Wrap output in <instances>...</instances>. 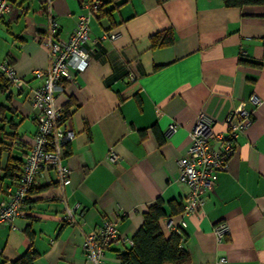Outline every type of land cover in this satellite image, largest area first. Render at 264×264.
Instances as JSON below:
<instances>
[{
    "label": "crops",
    "instance_id": "crops-1",
    "mask_svg": "<svg viewBox=\"0 0 264 264\" xmlns=\"http://www.w3.org/2000/svg\"><path fill=\"white\" fill-rule=\"evenodd\" d=\"M10 1L0 23V63L11 60L23 84L0 93V103L13 110L19 138L13 154L25 160L37 129L33 89L42 82L34 70L49 64L42 43L47 17L44 0ZM52 5L58 36L67 39L78 16L88 11L86 1L53 0ZM101 7L90 19V64L81 72L71 69L74 78L55 100L58 106H74L68 123L76 137L64 155L71 171L66 194L82 215L77 225L62 222L56 174L43 172L16 227L0 228V264L14 263L28 251L36 255L33 264H89L82 247L85 230L110 215L118 231L133 239L158 199L165 202L166 219L176 226L183 218L187 222L190 264H264V102L239 135L202 210L172 213V203L179 206L189 191L179 180V160L198 115L204 113L215 131L224 133L232 110L254 108L251 94L264 100V4L101 0ZM167 29L173 30L174 43L153 47L152 36ZM109 31L119 37H104ZM172 123L178 128L170 133ZM111 149L121 156L119 162H111ZM15 184L3 180L0 201ZM220 221L230 226L222 241L214 233ZM130 246L114 244L112 250ZM111 259L119 264L118 257Z\"/></svg>",
    "mask_w": 264,
    "mask_h": 264
},
{
    "label": "built area",
    "instance_id": "built-area-1",
    "mask_svg": "<svg viewBox=\"0 0 264 264\" xmlns=\"http://www.w3.org/2000/svg\"><path fill=\"white\" fill-rule=\"evenodd\" d=\"M53 0H44V11L47 17V30L42 43L48 49L49 64L47 68L34 70V75L41 79V84L33 89L32 105L37 110V129L33 135L31 148L25 158L19 181L7 188L8 197L0 201V228L6 225L16 227V220L22 216L26 208V200L37 178L45 171L53 170L56 174L57 186L60 190V199L63 201L62 222L77 225L82 215L79 204H69L66 188L71 184V171L64 162V155L68 145L75 139L76 131L69 125L65 107L55 103L56 97L66 91V83L74 76L72 68L81 72L88 68L90 55L87 44L91 40L90 19L101 6V0H85L88 11L81 13L76 27L67 39L59 38L60 24L54 12ZM11 1L0 0V23L10 12ZM104 37L116 40L118 31H109ZM123 59V57H121ZM125 60V59H124ZM12 85L21 86L23 80L18 76L9 60L0 63ZM130 80L136 77L128 73ZM253 109L241 108L232 110L227 118V128L224 133L214 129L213 121L204 113L196 118L189 131V148L179 160V180L186 183L189 191L183 201L185 216L202 210L206 197L215 192L218 175L228 166L230 156L236 151V142L241 133L252 124L255 111L264 100L257 94L249 96ZM74 109L69 106V114ZM178 125L170 124L169 132H175ZM216 144L213 145L212 141ZM111 162H119L121 156L111 149ZM118 221L107 215L103 223L84 231L83 251L89 264H113L112 256L118 257V251L112 250V245H133L134 240L122 235L117 229ZM167 231L184 232L187 226L185 218L178 226L169 219L164 220ZM214 233L219 240H224L230 234V226L226 221H220L214 226ZM1 254V250H0ZM226 261L225 257L220 258ZM5 264H12L6 262Z\"/></svg>",
    "mask_w": 264,
    "mask_h": 264
},
{
    "label": "trees",
    "instance_id": "trees-1",
    "mask_svg": "<svg viewBox=\"0 0 264 264\" xmlns=\"http://www.w3.org/2000/svg\"><path fill=\"white\" fill-rule=\"evenodd\" d=\"M156 1L158 4H162L167 0ZM223 2L228 7L264 4V0H223ZM101 8L100 6L99 10ZM174 39L173 30L167 29L152 36V46H168L174 43ZM9 62L13 65L11 60ZM242 62L254 63L249 60H242ZM9 86V79L1 70L0 93L8 90ZM65 111L66 116H69V105L65 107ZM12 112L11 108L0 103V184L4 179H10L17 183L25 162L22 157H16L13 154V144L15 141H19V138L16 124L12 120ZM4 155H6L5 162ZM164 205L165 202L158 199L149 207L144 214L142 226L133 237V245L127 250L118 251L119 264H190V254L185 247V233L183 231H167L164 226V220L168 217ZM183 207V201L179 206L172 203V213L182 211ZM35 256L34 251H28L12 264H33Z\"/></svg>",
    "mask_w": 264,
    "mask_h": 264
}]
</instances>
